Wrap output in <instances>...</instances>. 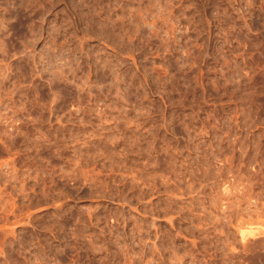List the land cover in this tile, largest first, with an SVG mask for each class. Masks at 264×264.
I'll return each mask as SVG.
<instances>
[{
	"label": "rangeland",
	"instance_id": "1",
	"mask_svg": "<svg viewBox=\"0 0 264 264\" xmlns=\"http://www.w3.org/2000/svg\"><path fill=\"white\" fill-rule=\"evenodd\" d=\"M0 264H264V0H0Z\"/></svg>",
	"mask_w": 264,
	"mask_h": 264
}]
</instances>
